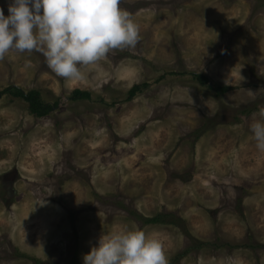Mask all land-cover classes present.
<instances>
[{"label":"rangeland","instance_id":"obj_1","mask_svg":"<svg viewBox=\"0 0 264 264\" xmlns=\"http://www.w3.org/2000/svg\"><path fill=\"white\" fill-rule=\"evenodd\" d=\"M120 7L137 44L110 49L82 79L36 51L0 57V91L37 90L54 105L38 118L0 98V264H83L103 233L134 228L160 240L168 264H264V152L249 130L264 105V0ZM76 89L90 99H72ZM161 213L177 224H144Z\"/></svg>","mask_w":264,"mask_h":264},{"label":"clouds","instance_id":"obj_2","mask_svg":"<svg viewBox=\"0 0 264 264\" xmlns=\"http://www.w3.org/2000/svg\"><path fill=\"white\" fill-rule=\"evenodd\" d=\"M7 11L5 15L0 8V57L12 49L36 51L52 72L67 80L82 79L81 68L110 49L131 48L139 40V25L120 0H9ZM30 63L25 60L26 66ZM249 130L264 152V105L252 113ZM83 264L168 262L160 240L134 228L103 233L83 254Z\"/></svg>","mask_w":264,"mask_h":264},{"label":"trees","instance_id":"obj_3","mask_svg":"<svg viewBox=\"0 0 264 264\" xmlns=\"http://www.w3.org/2000/svg\"><path fill=\"white\" fill-rule=\"evenodd\" d=\"M193 77L201 84L207 85L208 84V78L203 75H197L194 74ZM229 89V87L223 86L219 88L220 93L221 92H226ZM139 90V86H134L130 91H129V98L134 96L135 93ZM6 93H12L13 95L23 99L28 103V108L29 112L33 114L34 116L38 118H42L47 116L54 108L53 104H49L44 102L41 99L40 92L37 90H31L29 92H24L22 89L19 87H14L11 89L10 87L6 88L3 91H0V98ZM72 99L77 100V99H90L91 95L90 92L87 91H81L79 89H76L72 93ZM176 218L173 216L172 213H161L158 214L152 218H146L144 219V224H172L176 222ZM177 224V223H175ZM205 246V244L198 243L196 247L199 249L201 247ZM180 257V255H178ZM37 263L40 261L35 260ZM46 264H54V263H46ZM57 264V263H55ZM72 264H79L78 260L72 261Z\"/></svg>","mask_w":264,"mask_h":264},{"label":"flooded vegetation","instance_id":"obj_4","mask_svg":"<svg viewBox=\"0 0 264 264\" xmlns=\"http://www.w3.org/2000/svg\"><path fill=\"white\" fill-rule=\"evenodd\" d=\"M3 178V177H2Z\"/></svg>","mask_w":264,"mask_h":264}]
</instances>
